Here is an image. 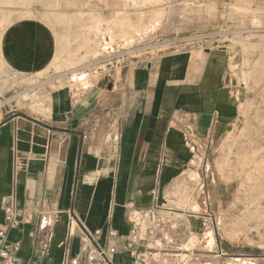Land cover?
<instances>
[{
	"label": "crops",
	"instance_id": "obj_1",
	"mask_svg": "<svg viewBox=\"0 0 264 264\" xmlns=\"http://www.w3.org/2000/svg\"><path fill=\"white\" fill-rule=\"evenodd\" d=\"M0 22V230L4 208L13 209L20 224L7 238L20 242L16 264L39 258L44 220L51 223L52 248L39 264H62L67 254L78 255L87 235L96 231L101 232L94 236L97 245L118 249L112 264H140L132 251L145 264H163L161 256L172 255L163 252L168 249L179 264L184 252L186 264H216L215 256L224 259L214 255L220 249L230 255L234 246L218 239L212 249L185 248L192 235L210 230L208 202L198 220L161 201V189L176 177L175 169L191 161L175 158L176 153L190 151V145L196 150L190 136L207 147L239 117L245 91L230 79L228 50L204 46L163 54L134 66L121 91L115 94L112 87L106 97L93 86H77V74L70 70L36 80L28 98L19 99L7 87L46 73L59 55V40L38 18L7 23L0 17ZM136 214L142 220L131 249ZM112 230L116 237H110ZM260 252V258L238 261L264 264ZM243 253L237 252L246 257Z\"/></svg>",
	"mask_w": 264,
	"mask_h": 264
},
{
	"label": "rangeland",
	"instance_id": "obj_2",
	"mask_svg": "<svg viewBox=\"0 0 264 264\" xmlns=\"http://www.w3.org/2000/svg\"><path fill=\"white\" fill-rule=\"evenodd\" d=\"M142 2L139 0L138 3L133 4L132 1L127 2V0H28L27 3V0H0V17L7 23L14 18V15L13 20L22 17L38 18L55 30L59 40V55L46 73L33 79L17 80L16 86L13 81L14 85L7 87V90L11 94L17 92L19 99L23 96L28 98L25 91H28L29 86L35 84L36 80L41 83L50 77H60L64 72L72 70L74 71L72 74H77L75 80L77 86H93L103 97H106L112 94V87L115 89V94L117 90L121 91L134 66L155 60L163 54L204 46L229 51L232 44L248 43L244 48L243 45L241 46L242 58L234 63L237 66L232 68L230 61V79L236 80L245 91V101L239 105V117L227 133L216 134L207 147L196 139V136H190L197 145L196 150L190 145L188 146L190 151L176 153L175 158L179 156L178 158L191 161L186 167L175 169L173 174L176 177L173 180L169 179L170 182L161 189L163 194L161 201L176 212L200 216L198 220H202L201 216L207 212L206 203L212 206L213 224L210 225V230L204 234L197 232L192 235L186 249L190 250L194 247L212 249L218 239L220 244L234 246V249L230 251V255L229 253L223 255L226 249L214 253L224 257L222 259L215 256L216 264H223L221 260H225L226 264H240L244 260L254 262L253 259H242L240 262L238 258L262 257L260 249L264 252V196L252 197L246 194V190L235 193L238 183L230 175L231 169L224 160L227 152H234L240 141L254 136L256 131H264V0H154L152 3L144 2V4ZM123 8L127 10L124 11ZM119 11L120 15H118ZM147 12L149 14L146 16ZM124 15H130L127 22L129 26L131 25L128 29L129 33L134 35L132 43L128 46L111 43L107 52H103L100 44L101 32L95 33L89 30L101 25V28L111 27L115 31L116 27L118 28L117 18ZM255 16L261 20L260 26L252 24ZM155 21L157 22L154 23ZM90 25L92 27H89ZM143 26L146 28L143 29ZM133 27L140 29V33L135 32ZM75 33L76 35H73ZM87 38L90 40L88 45ZM96 49L98 52L94 53ZM173 199H179L185 205L179 207L171 203ZM175 217L182 218V215ZM137 218L140 222V215L136 214ZM224 221L228 225L234 224V229L228 230L227 234L223 228ZM245 246L252 249H247L245 252V249L241 248ZM254 247L260 248L254 250ZM240 248L243 254L247 253L246 257L237 254ZM159 249L158 252H162L163 249L161 247ZM163 252L172 253L161 256L164 259L163 264H179V262L175 263L174 250L168 249ZM182 257L184 262L180 264H186L188 256L185 252Z\"/></svg>",
	"mask_w": 264,
	"mask_h": 264
},
{
	"label": "bare ground",
	"instance_id": "obj_3",
	"mask_svg": "<svg viewBox=\"0 0 264 264\" xmlns=\"http://www.w3.org/2000/svg\"><path fill=\"white\" fill-rule=\"evenodd\" d=\"M48 1V0H47ZM53 1V0H52ZM128 1H132L133 4L134 3H138L139 0H127ZM143 1L142 3L144 4V2L148 3V2H153L154 0H140ZM161 1V0H160ZM158 2V1H157ZM28 3V0H27ZM26 3V4H27ZM113 4V3H112ZM115 4V3H114ZM142 4V5H143ZM156 4V3H155ZM158 4V3H157ZM53 5V3H52ZM127 5V4H126ZM149 5V4H148ZM5 6V5H4ZM22 6V5H21ZM49 6V5H48ZM130 6V5H129ZM135 6V5H134ZM6 7V6H5ZM4 7V8H5ZM128 7V5H127ZM143 7V6H142ZM27 8V7H26ZM139 8V7H138ZM145 8V6H144ZM178 8V7H177ZM1 9V8H0ZM18 9V8H17ZM22 9V8H21ZM124 11H126V8H123ZM136 10V9H135ZM141 10V9H140ZM139 10V11H140ZM169 10V9H168ZM56 11V10H55ZM116 11V10H115ZM123 11V12H124ZM129 11V10H128ZM175 11V10H174ZM178 11V10H177ZM180 11V8H179ZM185 11V10H184ZM21 12V11H20ZM117 12V11H116ZM176 12V11H175ZM174 12V13H175ZM16 13V12H15ZM143 13V12H142ZM154 13V12H153ZM91 14V13H90ZM128 14V13H127ZM149 14V12H147V14H145L146 16ZM178 14V13H177ZM18 15V14H17ZM116 15V14H115ZM120 15V11L119 14ZM137 15V14H136ZM151 15V14H150ZM170 15V14H169ZM182 15V14H181ZM230 15V14H228ZM252 15V14H251ZM9 16V14H8ZM12 16V15H11ZM80 16V15H79ZM96 16V15H95ZM99 16V15H98ZM130 16V15H129ZM128 15H124V16H120L117 18V23H118V28L116 27L117 30L113 31L111 27H107V28H101V25H96L93 29L89 30L90 32H101V47L103 49V52H107L108 50V45L111 43H120L124 46H128L132 43L134 35L132 33H129L128 29L131 27V25L129 26L128 24ZM134 16V15H133ZM234 16V15H233ZM237 16V15H236ZM18 17V16H17ZM90 17V16H89ZM116 17V16H115ZM150 17V16H149ZM11 18V17H10ZM9 18V19H10ZM15 18V15H14ZM13 18V19H14ZM93 18V17H92ZM91 18V19H92ZM100 18V17H99ZM133 18V17H132ZM170 18V17H169ZM172 18V16H171ZM7 19V18H6ZM12 19V20H13ZM23 19V17H22ZM134 19V18H133ZM149 19V18H148ZM167 19V18H166ZM241 19V18H240ZM88 20V19H87ZM116 20V19H115ZM131 20V19H130ZM82 21V20H81ZM92 21V20H91ZM90 21V22H91ZM172 21V20H171ZM174 21V20H173ZM172 21V22H173ZM250 21V20H249ZM114 22V21H113ZM112 22V23H113ZM149 22V21H148ZM157 21H155L154 23H156ZM1 23V22H0ZM84 22V26H85ZM94 23V22H92ZM170 23V22H169ZM77 24V23H76ZM88 24V23H87ZM97 24V23H96ZM138 24V23H137ZM149 24V23H148ZM159 24V23H158ZM163 24V23H162ZM167 24V23H166ZM252 24L254 26H260L261 25V20L259 19V17L255 16L254 19L252 20ZM89 25V24H88ZM92 25V24H91ZM89 27H92V26ZM169 25V24H168ZM81 26V25H80ZM162 26V25H161ZM165 26V25H164ZM167 26V25H166ZM2 27V26H1ZM79 27V26H78ZM86 27V26H85ZM83 27V28H85ZM141 27V25H140ZM82 28V27H81ZM143 29L146 28L145 26L142 27ZM163 28V27H162ZM260 28V27H259ZM258 28V29H259ZM76 29V28H75ZM246 29V28H245ZM252 29V28H251ZM77 30V29H76ZM85 30V29H84ZM133 30L137 33H140V29H135L133 27ZM75 31V30H74ZM153 31V30H152ZM251 31V30H249ZM262 31V30H260ZM248 32V31H247ZM255 32V31H254ZM259 32V31H258ZM263 32V31H262ZM88 33V32H87ZM239 33V32H238ZM79 34V33H78ZM241 34V33H240ZM250 34V33H249ZM262 34V33H261ZM73 35H76L73 34ZM82 35H84V33H82ZM81 35V36H82ZM88 35V34H87ZM246 35V34H245ZM263 35V34H262ZM70 36V35H69ZM95 36V34H94ZM77 37V36H75ZM80 37V36H79ZM241 37V36H240ZM247 37V36H246ZM75 40V38H73ZM62 40V39H61ZM77 40V39H76ZM242 41V40H241ZM63 42V41H62ZM90 42L89 38H87L86 40V44L88 45ZM59 43V42H58ZM250 43V42H249ZM255 43V42H254ZM69 44V42H68ZM72 44V43H71ZM248 44V43H246ZM244 42L241 43H237V44H232L229 48L228 54H229V59L232 62L231 66L232 68H234L235 66H237L236 64L234 65L235 61L240 60L242 57L240 56V50H241V46L243 45V48L246 45ZM77 45V44H76ZM75 46V45H74ZM248 46V45H247ZM78 47V46H77ZM76 47V48H77ZM69 48V47H68ZM79 48V47H78ZM252 49V48H251ZM78 49H76L77 51ZM82 50V49H81ZM246 50V49H245ZM253 50V49H252ZM86 52V51H85ZM98 50H94V53H97ZM251 52V51H250ZM254 52V51H253ZM73 53V52H72ZM245 53V52H244ZM68 56V53H66ZM93 54V53H92ZM247 54V53H246ZM94 55V54H93ZM81 56V55H80ZM245 57V56H244ZM249 57V56H248ZM57 59V58H56ZM71 59V58H70ZM77 59V58H76ZM246 59V58H245ZM64 60V59H63ZM74 61V60H73ZM243 61V60H242ZM249 61V58H248ZM78 62V61H77ZM70 64V63H69ZM2 67V66H1ZM8 67V66H7ZM46 68V67H45ZM54 68V67H53ZM64 68V67H63ZM62 68V69H63ZM3 69V68H2ZM10 69V67H9ZM252 69V68H251ZM6 70V69H5ZM262 70V69H261ZM74 72V71H73ZM77 72V71H76ZM248 72V71H247ZM246 72V73H247ZM1 73V71H0ZM9 74V73H8ZM69 74V73H68ZM1 75V74H0ZM64 75V74H63ZM62 75V76H63ZM67 75V73H66ZM248 75V73H247ZM77 76V75H76ZM250 76V75H249ZM248 77V76H247ZM1 78V77H0ZM9 78V77H8ZM75 79H77V77H74ZM81 79V77H79ZM246 78V76H245ZM244 78V79H245ZM251 78V77H250ZM72 79V78H71ZM247 80V79H246ZM79 81V80H78ZM68 83V82H66ZM66 85V84H64ZM69 85V84H68ZM31 89V88H29ZM29 91H27L26 93H28ZM19 95V94H18ZM48 100V99H47ZM51 102V101H50ZM35 104V103H34ZM41 105V104H40ZM43 105V104H42ZM257 109V108H256ZM261 109V108H260ZM51 111V110H50ZM263 112V111H262ZM46 115V114H45ZM47 117V116H46ZM255 120V119H254ZM262 121V120H261ZM263 121H264V115H263ZM252 126V125H251ZM256 129V128H255ZM249 133V132H248ZM239 137V136H238ZM237 137V138H238ZM240 141V139H239ZM234 145V143H233ZM201 146V145H200ZM222 146V145H221ZM224 146V145H223ZM261 146V147H260ZM260 147V148H259ZM222 148V147H221ZM254 149H257L259 151L255 152ZM264 149V131H256L254 136L249 137L247 140H242L239 142V144H237V147L235 148L234 152H227V156L225 157L224 162L230 167L231 171H230V175H232L236 182L238 183V189L237 191H235V193L237 192H241L243 190H246V194L250 195L252 197H257V196H264V153L263 152ZM230 150V149H229ZM252 151V154L250 155V152ZM261 151V152H260ZM222 153V152H221ZM224 168V165H223ZM227 173V172H226ZM229 173V172H228ZM193 176V175H192ZM194 177V176H193ZM182 185V184H181ZM177 188V187H176ZM173 189V188H172ZM171 189V190H172ZM177 190V189H174ZM167 191V190H166ZM170 191V190H169ZM173 193V192H171ZM245 193V192H244ZM179 198V197H178ZM167 199V198H166ZM174 200V199H173ZM171 203L176 204L179 207H182L185 205V203L181 200H174ZM244 203V202H243ZM264 203V202H263ZM191 204V203H190ZM195 204H197L195 202ZM188 205V204H187ZM262 207V206H261ZM194 208V206H193ZM196 208V207H195ZM250 208V207H249ZM245 209V208H244ZM247 209V208H246ZM258 214V213H257ZM256 217V216H255ZM260 217V216H259ZM254 218V217H253ZM245 219V218H244ZM258 219V218H257ZM142 220V219H141ZM146 220V219H145ZM147 221V220H146ZM149 221V220H148ZM255 221V220H254ZM257 222V221H256ZM152 224V223H151ZM228 226V228H227ZM237 227V226H236ZM223 228H224V232L227 234L228 230L230 229H234V224L229 223V225L226 223V221L223 222ZM256 228V226H255ZM260 245V244H259ZM263 246V244H261Z\"/></svg>",
	"mask_w": 264,
	"mask_h": 264
},
{
	"label": "built area",
	"instance_id": "obj_4",
	"mask_svg": "<svg viewBox=\"0 0 264 264\" xmlns=\"http://www.w3.org/2000/svg\"><path fill=\"white\" fill-rule=\"evenodd\" d=\"M5 219L3 223L4 229L0 230V261L3 264H16L18 259L16 257L21 249L19 241H9L7 238L8 231L11 228H17L20 221L17 218L16 212L11 208H4ZM138 218L134 222L133 228L131 230V239L128 241L127 247L133 248L138 240V232L136 226L139 225ZM51 223L44 220L40 225V231H45L44 237L39 239L37 252L40 257H48L51 253L53 232L49 229ZM101 232L96 231L93 235H87L84 240L82 249L78 255L69 256L66 255L62 264H112L111 257L118 251L115 246L101 247L96 244L94 238L95 235H99ZM110 237H116L118 235L117 231L112 230L109 232ZM152 237L155 234L151 231ZM133 258L136 263L145 264L144 257L132 251ZM38 257L29 258L27 261L22 262V264H39Z\"/></svg>",
	"mask_w": 264,
	"mask_h": 264
}]
</instances>
